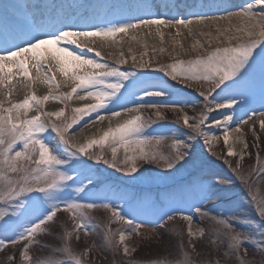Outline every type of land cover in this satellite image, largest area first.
Returning a JSON list of instances; mask_svg holds the SVG:
<instances>
[{"label":"snow or ice","instance_id":"6c2138e0","mask_svg":"<svg viewBox=\"0 0 264 264\" xmlns=\"http://www.w3.org/2000/svg\"><path fill=\"white\" fill-rule=\"evenodd\" d=\"M193 24L208 31L196 32ZM182 28L195 38L191 52L177 39ZM144 29L159 37L161 45L163 29L176 30L168 32L173 43L169 62L155 56L146 61L147 51L138 59L131 46L125 55L120 45L139 42L136 33ZM113 47L117 51L107 53L114 57L109 62L102 49ZM152 51L163 54L167 49L153 46ZM129 60L131 66L122 69ZM37 85L47 87V93L37 95ZM194 85L202 101L199 108L184 94ZM62 87L69 90L59 91ZM256 88L264 108V0L0 4L3 264H97L94 253H110V264H264V195L258 187L264 161L257 152L256 165L245 172L242 161L251 153L241 127L249 125L257 141L253 147L259 148L255 122L264 131V111L245 112L247 119L238 122L235 115L236 106L246 103ZM21 93L23 98L17 99ZM49 101L54 102L50 107ZM169 112L180 127L164 125ZM210 157L223 160L233 177L217 171ZM100 164L129 183L146 181V173L174 184L179 176L180 181L163 207L151 194L137 197L111 187L100 196L93 190L111 178ZM234 180L246 193L247 207L237 204L227 213L215 212L214 201ZM132 199L136 202L127 210L112 202ZM94 210L106 213L103 225L94 222ZM61 212L67 219L57 224ZM141 215L152 218L145 222L138 219ZM50 224L58 231L45 227ZM81 233L86 238L100 235L101 242H85L78 249L72 241L79 242ZM38 235L57 243L43 244ZM165 237L175 241L173 252L135 258L142 244L159 245ZM33 246L48 249V255L33 257ZM250 248L261 257L259 262Z\"/></svg>","mask_w":264,"mask_h":264},{"label":"rangeland","instance_id":"374dc122","mask_svg":"<svg viewBox=\"0 0 264 264\" xmlns=\"http://www.w3.org/2000/svg\"><path fill=\"white\" fill-rule=\"evenodd\" d=\"M186 34H188V33H186ZM192 39H195V38L192 37ZM141 45H142L141 43H138V45L136 46L137 52L141 50V47H142ZM125 46L128 47L127 44H125ZM176 47L179 48V45H177ZM206 47H207V45H206ZM185 49H188L189 52H191L190 47H188V48L186 47ZM134 53H135V50H134ZM192 55H194V53H192ZM148 58L149 57H147V56L144 57V59L146 61L148 60ZM155 58H156V61H161V62H169V59H170L168 54H166V53H165V55L155 56ZM184 58L187 59L188 57L185 56ZM156 61H154V63ZM145 71H150V70H145ZM153 75H161L162 76V74H155V73H153ZM63 88H65V87H62L61 89H63ZM186 89H189L191 91L193 90L192 91L193 93L188 94V92H187L184 94L186 95V97L188 99H190L192 101L193 104H195L197 106V108H199L202 104V101H201V98L197 97V95H196V92L194 90L195 85L193 88H186ZM67 90H69V89L67 88ZM247 95H248L247 102L242 104V105H238L235 108V115H236L237 122L240 119H247L245 112H251L252 110H255L257 113H259L261 111H264V108L261 107V101H260L258 88L254 89L252 92L248 93ZM17 99H19V98H17ZM237 99L239 101H244L243 96H238ZM128 106L131 107L132 105L129 104ZM188 111H189L190 115L193 114L191 111V107H189ZM144 115L147 116V115H150V113L145 112ZM167 115H168V120L163 122L166 127H173V128L180 127L179 125L175 124V117L173 116L172 113L169 112ZM85 119H87V118H85ZM232 126L236 127L237 123H233ZM241 127H242V135L244 136L247 143L249 144V149L247 151L249 153H251V156L246 155L244 160L242 161V166H243L245 172H247L250 169V167L256 165V154H257V152H259L261 161H264V131H262L260 129L259 123H258V121H256L255 122V132L260 137V139L258 141L259 148H256V147H253V144L257 143V141L255 140V137L253 136L252 132L249 131V125H241ZM213 130L217 135L221 134L220 130H216V129H213ZM221 149H223V141L222 140L220 141L219 146H217L215 150L219 152V151H221ZM106 154L110 155V153H107V152H106ZM205 155H208L207 152H205ZM210 159L214 162V167L216 168V170L219 171L222 175L227 176V177H233V173L230 171V169L227 167V165H225L223 163V160H217L216 157H210ZM228 159L234 161L236 158L229 157ZM97 167L103 170L104 175H108L109 173H111V178L109 180H106V181H103V177L100 176L99 173H97V176L103 181L102 183H100L98 185V187L96 189L93 190L94 192H96L97 195L103 196L105 193H107L109 191L110 187L117 190L118 192H124L127 194H134L137 197L142 196L144 194H151L152 196L157 198L158 204L161 207L167 205V203L169 201V197L167 196V194L174 187H176V185L180 181L179 176L176 177V184H174L173 180H171V179H167V180L166 179H160L158 177H155L151 173H146L145 176L149 177V179H147L146 181H137L134 183H129V182H127L128 181L127 177H123L122 174L117 173L112 169H107L106 166H104L103 164H100ZM146 167L152 168L153 172H159L160 171V169L156 168L155 165H147ZM254 187H256V185H254ZM258 187L261 190V194L264 195V179H261ZM70 191H71V189L69 190V192ZM68 194L69 193L66 192L64 194V196L67 197ZM126 199H127V197H126ZM246 201H247V197H246L245 191L243 190L239 181L234 180L232 185L227 188V191L222 193L221 198L214 201V203L217 205V207L214 209V211L227 213L230 209H232L237 204H239L241 207H247ZM112 202L119 204V205H122L125 208V210H127L129 207V203L135 204L136 201L134 199H132L127 203L125 202V200H113ZM209 206H211V205H209ZM91 215L96 217V220L94 221L95 223L103 225L104 219L106 216V213L103 210H94L91 213ZM151 218L152 217L150 215H141L138 217L139 220H143L145 222H147ZM66 219H67V215L65 213H63V212L58 213V216L56 218L57 224L61 220H66ZM196 219L198 222L199 218L197 217ZM45 227H50L52 229V231H54V232L58 231V229L55 225L50 224V225H46ZM113 227H116V225H113ZM145 231H147V229H145ZM37 240H39L43 244H48V245H54L57 243L55 240H53L51 237H49L47 235H38ZM85 242H87V244H92L93 242H95L96 244H99L101 242V237H100V235H94V236H89L86 238L83 235V233H81L80 241L77 242L75 239H73L72 244L74 247L80 249L85 245ZM174 244H175L174 240H171L170 238L165 237L164 242L159 244V245H157L155 242H151L148 244H142L141 247L138 249V251L134 254V256L138 260H150V259H153L156 257H163L167 252H173L174 251V248H173ZM197 248H198V250L203 251V248L200 244H197ZM5 251L11 252L12 249L9 248V249H6ZM249 253H250V256H255V258L259 262L261 257L258 254H255L251 248L249 249ZM29 254L32 255L33 257H44V256L48 255V249L41 248L39 246H33L30 249ZM94 255L97 256V264H110V262L112 260L110 253H104L103 256L100 254H97V253H94ZM104 256H107V259H104ZM3 257H4V253L0 252V264H3ZM17 258H18V256H17ZM117 259H119V258H117Z\"/></svg>","mask_w":264,"mask_h":264},{"label":"bare ground","instance_id":"6f19581e","mask_svg":"<svg viewBox=\"0 0 264 264\" xmlns=\"http://www.w3.org/2000/svg\"><path fill=\"white\" fill-rule=\"evenodd\" d=\"M123 2L131 3L132 0H123ZM178 2L181 3V4L185 3L184 0H178ZM232 2L238 4V3H241L242 0H232ZM234 23H235V21H234ZM221 26H227V22H221ZM191 27L196 32L200 31L201 29H203L204 31H208V29L203 28V25L193 24ZM146 31H148V29H144L143 33H141V32H137L136 33L139 42L134 41V42H131V44L125 43V44L128 45V47H126L125 44L120 45V47L123 48L124 53H125L126 56L128 55V51L127 50L129 48V46H131L133 48V50H135L134 54L137 56L138 59L140 58V53H142L143 51H147V53H148L147 57L165 55V53L168 54V52L172 51L173 43H172V39L168 36V32L171 31L173 33V35H174L175 31H176L175 29H163V31L165 32V37H164L165 43L163 45L160 44L159 37H155V38L151 37V41H149V38L144 35L146 33ZM180 31L182 32V35L180 37H178L177 39L183 44V46L185 48L186 47L187 48L190 47V45L194 42V39H192V37H190L188 34H186V33H188L186 29L182 28V29H180ZM213 32H214V29H213ZM201 40H203V38H201ZM138 43L147 44V46H148L147 49H145L144 47L143 48L141 47V50L137 52L136 51V46L138 45ZM153 46H155L157 48L163 46V47H165L167 49V51L165 53H163V54L159 53L158 51L154 53L152 51ZM176 50L179 51V48L176 47ZM109 51H112L113 53H115L117 51V48L113 47V48L109 49ZM89 55H92V54H89ZM110 58H111V61H112V59H114V57H110ZM131 64H132V62H131V60H129L128 64L122 65L121 67H122V69L129 68L131 66ZM57 79L58 80L60 79L59 74H57ZM47 91H48L47 87L42 86V85H37L36 88H35V92H36L37 95L45 94V93H47ZM59 91H68V90H67V88H63V89H61ZM16 98L22 99L23 98V93H21ZM74 103L78 104L80 102H74ZM53 104H54L53 101H49L48 102V106L49 107L52 106ZM60 106H62V105H60ZM232 127H234V126H232ZM86 134H91V133H86ZM239 147H240V145L237 144L236 145V149L238 150ZM195 226H196V224H194V227Z\"/></svg>","mask_w":264,"mask_h":264}]
</instances>
